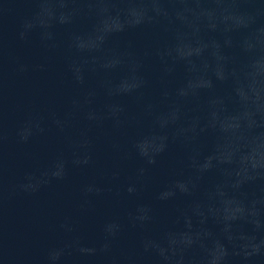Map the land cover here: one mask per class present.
Listing matches in <instances>:
<instances>
[{"label":"clouds","instance_id":"1","mask_svg":"<svg viewBox=\"0 0 264 264\" xmlns=\"http://www.w3.org/2000/svg\"><path fill=\"white\" fill-rule=\"evenodd\" d=\"M29 2L33 10L20 19L17 41L27 46L35 40L46 52L60 53L77 92L63 114H50L47 126L43 118H29L17 127L20 144L54 127L64 136L68 155L61 152L49 167L25 172L14 191L35 194L64 181L70 166L92 165L96 137L90 133L106 126L126 138L122 148L109 136L111 150L136 162L127 179L119 168L111 173L119 184L114 197L135 199L126 224L119 218L106 222L93 246L71 236L49 247L43 264L98 253L108 264H264V0ZM5 12L0 8V16ZM82 22L84 29L78 27ZM57 28L65 29L63 40ZM130 32L143 35L144 42L114 43ZM4 55L0 27V67ZM29 68L18 63L16 70ZM76 121L84 126L73 135ZM210 137L213 143L205 150ZM6 141L0 126V150ZM173 148L181 153L173 162L180 172L154 198L161 205L184 204L174 210L177 227L154 230L155 209L140 195ZM106 191L111 189L95 181L81 188L85 198ZM59 228L75 232L67 219ZM126 231L136 234L134 248L113 255Z\"/></svg>","mask_w":264,"mask_h":264},{"label":"water","instance_id":"2","mask_svg":"<svg viewBox=\"0 0 264 264\" xmlns=\"http://www.w3.org/2000/svg\"><path fill=\"white\" fill-rule=\"evenodd\" d=\"M0 8L7 9L0 16L5 45L0 67V126L7 135V141L0 150V264H43L48 248L71 236H76L81 245L93 246L101 240V228L106 222L119 218L126 224V212L134 207L135 199L114 197L119 184L111 180V173L119 168L124 174L122 179H127L132 176L136 162L123 160L121 152L111 150L107 142L109 136L119 140L122 148L126 146V138L111 134L106 126L90 133L96 137L92 165L82 169L70 166L64 181H53L35 194L14 191L25 172L49 167L61 152L68 155L67 142L54 127L33 137L28 144L17 143V127L29 118H43L47 126L50 114H63L68 98L76 94L77 89L65 73L60 53L46 52L35 40L27 46L17 41L20 19L33 10L29 0H0ZM78 27L84 29L87 24L82 22ZM57 33L61 40L66 36L63 28H57ZM125 39L142 44L145 37L138 32H130L115 38L114 43ZM18 63L30 65L29 71L19 73L16 70ZM37 64H45V70L32 67ZM151 70H155V65ZM131 107L135 110V105ZM83 126L82 122L76 121L70 131L75 135ZM224 126L228 127L229 122L225 121ZM212 143L211 137L206 139L205 150L210 149ZM180 155L179 150L173 148L162 157L150 173L152 183L140 195V199L153 204L157 217L154 230L177 227L174 210L182 207L184 201L161 205L154 197L180 172L173 165ZM93 181L111 191H106L101 197L85 198L81 188ZM86 199L90 203H86ZM66 219L75 227L72 234H66L59 228ZM212 227L216 230L215 226ZM135 241L136 234L126 231L113 245L112 254L120 256L131 251ZM108 260L102 253L93 257L73 255L65 258V264H108Z\"/></svg>","mask_w":264,"mask_h":264}]
</instances>
